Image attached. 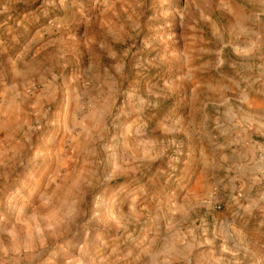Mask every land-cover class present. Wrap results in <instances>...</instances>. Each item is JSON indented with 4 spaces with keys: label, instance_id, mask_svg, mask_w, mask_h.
I'll use <instances>...</instances> for the list:
<instances>
[{
    "label": "rangeland",
    "instance_id": "374dc122",
    "mask_svg": "<svg viewBox=\"0 0 264 264\" xmlns=\"http://www.w3.org/2000/svg\"><path fill=\"white\" fill-rule=\"evenodd\" d=\"M169 259L264 264V0H0V264Z\"/></svg>",
    "mask_w": 264,
    "mask_h": 264
},
{
    "label": "crops",
    "instance_id": "0c3cea01",
    "mask_svg": "<svg viewBox=\"0 0 264 264\" xmlns=\"http://www.w3.org/2000/svg\"><path fill=\"white\" fill-rule=\"evenodd\" d=\"M227 131L228 132H230V133H232L233 131H235V133L234 134H236V136H240V137H236V141H240L239 140V138L240 139H243V137H242V129H227ZM245 132H247V131H245ZM228 143V145L229 146H231L232 144H233V142H232V137L229 139V141L227 142ZM228 148V147H227ZM242 151L239 153L240 155L239 156H242V154H244V149H241ZM227 152V151H226ZM232 156V153L231 152H229V153H227V155L226 156ZM232 238V237H231ZM233 241L235 242V244H237L236 243V241L234 240V237H233ZM160 242V241H159ZM223 242L224 243H226V240H223ZM229 244V243H228ZM159 245H160V243L158 244V247H159ZM166 246V245H165ZM164 247V246H163ZM175 248H176V245H175ZM164 251L166 252L167 251V249H168V246L167 247H164ZM177 249V248H176ZM164 256L163 255H161V256H159V258H163ZM169 263L170 264H174V261L173 260H170L169 259Z\"/></svg>",
    "mask_w": 264,
    "mask_h": 264
},
{
    "label": "built area",
    "instance_id": "2783aa9c",
    "mask_svg": "<svg viewBox=\"0 0 264 264\" xmlns=\"http://www.w3.org/2000/svg\"><path fill=\"white\" fill-rule=\"evenodd\" d=\"M215 208L219 209V208H221V206L218 205V204H216V205H215Z\"/></svg>",
    "mask_w": 264,
    "mask_h": 264
}]
</instances>
